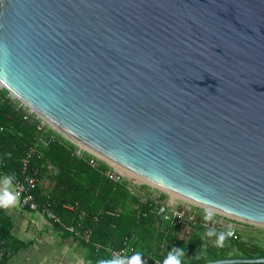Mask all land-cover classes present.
<instances>
[{"label": "water", "instance_id": "95a60500", "mask_svg": "<svg viewBox=\"0 0 264 264\" xmlns=\"http://www.w3.org/2000/svg\"><path fill=\"white\" fill-rule=\"evenodd\" d=\"M1 87L131 183L264 226V0H0ZM234 263L264 255L202 264Z\"/></svg>", "mask_w": 264, "mask_h": 264}, {"label": "trees", "instance_id": "16d2710c", "mask_svg": "<svg viewBox=\"0 0 264 264\" xmlns=\"http://www.w3.org/2000/svg\"><path fill=\"white\" fill-rule=\"evenodd\" d=\"M39 124L40 118L34 112L29 113L18 106V100L5 88H0V177H20L29 147L43 136L46 143L27 162V168L36 167L40 171V182L33 193L36 200L48 205L63 224L91 230L88 242L79 240L87 250L86 264L113 260L105 249L95 252L96 243L120 247L129 242L136 254L156 258L157 264H165L170 255L175 256L179 264H202L229 256L264 255V248L251 238L243 239L239 231L238 239H232L225 232L203 224L195 226L187 240H179L175 227L162 219L155 234L156 213L165 203L166 193L160 192L155 203L150 199L145 203L138 202L140 194L147 195L155 190L145 183L131 184L126 178L111 179L108 164L96 159L91 165L90 154L84 152L77 156L73 142L47 125L39 129ZM134 203L137 206L133 207ZM191 211L200 220L204 219L205 209L193 205ZM221 234L225 236L224 245L218 247L216 242ZM10 242V220L0 208V247L14 250ZM5 259L0 264H4Z\"/></svg>", "mask_w": 264, "mask_h": 264}, {"label": "built area", "instance_id": "2783aa9c", "mask_svg": "<svg viewBox=\"0 0 264 264\" xmlns=\"http://www.w3.org/2000/svg\"><path fill=\"white\" fill-rule=\"evenodd\" d=\"M29 112V111H28ZM30 113V112H29ZM36 117L40 118L36 115ZM46 121L40 118V124L38 128H42ZM49 135V133H48ZM51 136V135H50ZM43 136L39 137L34 145L30 146L25 158L23 159L22 168L20 171L21 176L15 177L11 176L10 179L13 183V194L18 200V204L21 208H27L30 210H39L42 214H44L48 219H50L55 224L62 226L63 229L67 230L71 233L74 237L78 240H83L84 242H88L90 238L91 230L89 228H79L78 226H74V224H63L59 217L49 210L48 205L40 204L33 193L35 188L37 187L38 183L40 182L39 174L40 171L36 167H29L28 160L29 157L36 154L39 150V147H42L46 143V140L42 138ZM70 141V140H69ZM75 144V143H74ZM76 150L75 154L77 156H81L84 152L91 155L89 158V163L94 165L96 163V159H99L96 155L89 152L84 147L75 144ZM100 160V159H99ZM102 161V160H101ZM104 162V161H103ZM106 163V162H105ZM107 164V163H106ZM111 167V171L108 173L109 177L115 181H119L122 178H126L125 175L119 171L115 166L108 164ZM127 179V178H126ZM128 180V179H127ZM133 184V183H131ZM139 184V183H138ZM151 187V186H150ZM154 193L150 191L147 195L140 194L138 196V202L145 203L148 199L152 200L154 203L157 202L160 192H164L160 189H155ZM166 193V192H164ZM167 194V193H166ZM166 209L162 213V219H164L169 225L175 227V235L179 240H187L190 234L192 233L195 226L198 224H203L207 227L219 229L223 232L227 233L229 231H233L232 239H238V227L237 223L234 218L223 215L221 213H217L214 211H210L212 213L210 219H203L200 220L197 218L196 214L191 211L190 205L183 201V202H175L169 201L167 198L165 199ZM137 206L136 203L133 204V207ZM72 209V206H66ZM208 212V211H207ZM205 213V215L207 214ZM113 215H116V212H112ZM204 215V217H205ZM78 223L77 225H79ZM100 249H105L108 256L116 261H121L123 264H131L134 257L139 256L141 264H157L158 260L156 258H149L147 256H142L135 253L133 246L129 244V242H124V244L120 247H112V246H101L100 244L96 243L94 245V251H98ZM13 250L11 248L0 247V261L6 257H9L12 254ZM6 260V259H5Z\"/></svg>", "mask_w": 264, "mask_h": 264}, {"label": "crops", "instance_id": "0c3cea01", "mask_svg": "<svg viewBox=\"0 0 264 264\" xmlns=\"http://www.w3.org/2000/svg\"><path fill=\"white\" fill-rule=\"evenodd\" d=\"M5 191L15 197L10 177L2 175L0 196ZM0 208L10 220L14 248L4 264H86L87 250L80 241L40 211L21 208L16 197L13 204Z\"/></svg>", "mask_w": 264, "mask_h": 264}, {"label": "rangeland", "instance_id": "374dc122", "mask_svg": "<svg viewBox=\"0 0 264 264\" xmlns=\"http://www.w3.org/2000/svg\"><path fill=\"white\" fill-rule=\"evenodd\" d=\"M46 125L49 128H52L55 132L59 133L55 128H53L52 126H50L48 123H46ZM155 189H157V188H155ZM167 200H169V201H175V202H177V201H179V202L185 201V202H187L190 205V207H192L194 205V204L189 203L188 201H186V200H184V199H182V198H180V197H178L176 195L173 197L171 193H167ZM205 210H206V212L207 211L208 212L209 211H212V210H208V209H205ZM235 221L237 223V227L239 229L240 235H241V237L243 239H250L251 238V241L252 242H256L262 248H264V226L263 225L250 224V223H247V222H245L243 220H239V219H235ZM261 264H264V263H261Z\"/></svg>", "mask_w": 264, "mask_h": 264}, {"label": "clouds", "instance_id": "9594fccd", "mask_svg": "<svg viewBox=\"0 0 264 264\" xmlns=\"http://www.w3.org/2000/svg\"><path fill=\"white\" fill-rule=\"evenodd\" d=\"M14 202H15V197L13 195H11V193H9L8 191H5L3 193V196H0V206L7 207L8 205L13 204ZM211 215H212V213L209 211V212H207V214L205 215L204 218L206 220L210 219ZM209 234L211 235L212 233L210 232ZM227 235L232 236L233 231H229L227 233ZM224 239H225L224 234H221L220 237L218 238L217 242H216L218 247H223ZM101 264H122V262L110 260V261H102ZM131 264H141L139 256L134 257ZM165 264H179V261L176 259L175 256L170 255L168 257V259L165 261Z\"/></svg>", "mask_w": 264, "mask_h": 264}, {"label": "bare ground", "instance_id": "6f19581e", "mask_svg": "<svg viewBox=\"0 0 264 264\" xmlns=\"http://www.w3.org/2000/svg\"><path fill=\"white\" fill-rule=\"evenodd\" d=\"M117 169H119L120 172H122L125 176L128 177H134L135 180H143L141 177L136 176V175H132L130 172H127L125 169L121 168L120 166H116ZM172 196L174 197L176 194L175 193H171ZM177 196V195H176Z\"/></svg>", "mask_w": 264, "mask_h": 264}]
</instances>
